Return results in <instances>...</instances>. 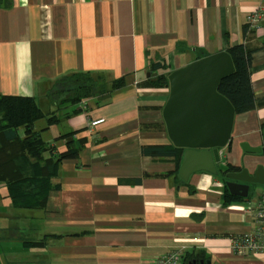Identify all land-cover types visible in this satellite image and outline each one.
<instances>
[{"label":"crops","instance_id":"obj_1","mask_svg":"<svg viewBox=\"0 0 264 264\" xmlns=\"http://www.w3.org/2000/svg\"><path fill=\"white\" fill-rule=\"evenodd\" d=\"M261 1L0 0V96L34 98L59 118L55 126L46 119L34 125L52 156L67 144L80 147L76 158L60 162L52 179L58 189L43 210L12 209L0 184V264H153L171 250L191 253L197 264H264V255L231 249L233 238L253 229L249 206L264 187L246 198L230 195L238 200L225 204L219 174L166 177L174 161L141 152L171 144L162 118L169 87L143 84L242 45L254 50L249 72L257 102L235 115L216 167L252 173L264 166V150L242 148L264 146V22L245 29ZM153 62L165 68L155 72ZM72 73L124 78L125 85L103 101H82L83 108L53 107L47 93ZM96 120L103 122L89 126Z\"/></svg>","mask_w":264,"mask_h":264},{"label":"trees","instance_id":"obj_2","mask_svg":"<svg viewBox=\"0 0 264 264\" xmlns=\"http://www.w3.org/2000/svg\"><path fill=\"white\" fill-rule=\"evenodd\" d=\"M227 52L232 60L234 72L219 83L217 92L229 101L235 115L246 113L253 110L257 102L249 72L254 50L237 45L229 47ZM164 68L161 62L150 64V69L155 72ZM124 85V78L108 82L99 75L72 73L59 78L46 96L55 108L63 105L75 107L86 99L104 97ZM143 86L168 88V78L164 74H159L147 80ZM78 110L74 109L67 117L76 114ZM39 119H46L49 127L60 122L54 113H46L34 98L0 96V184L6 191L5 198L9 200L12 209L43 210L49 193L58 189L52 184V179L57 176L60 162L76 158L80 150V147L67 144L63 153L52 156L53 148L47 146L34 131L35 122ZM141 152L153 159L174 161L175 171L165 176L176 177L183 149L176 148L172 144L152 145L142 147ZM217 170L220 179L225 183V175L237 173L241 171V168L226 163ZM223 198L225 204L238 200L230 196L226 186ZM23 244L37 246L27 241ZM189 262L197 264V261L191 257V253L182 255L180 264Z\"/></svg>","mask_w":264,"mask_h":264},{"label":"water","instance_id":"obj_3","mask_svg":"<svg viewBox=\"0 0 264 264\" xmlns=\"http://www.w3.org/2000/svg\"><path fill=\"white\" fill-rule=\"evenodd\" d=\"M233 72L228 52L222 51L195 60L167 77L169 96L162 109V118L170 143L183 149L178 177L184 182L196 172L219 174L216 165L220 150L230 141L235 113L229 101L217 92V87ZM107 98L108 95L98 101ZM262 134L264 145V128ZM242 148L250 154H260L264 150V146L252 148L247 144ZM225 179L230 195L246 198L253 186L264 187V166H257L252 173L241 169L225 175Z\"/></svg>","mask_w":264,"mask_h":264},{"label":"built area","instance_id":"obj_4","mask_svg":"<svg viewBox=\"0 0 264 264\" xmlns=\"http://www.w3.org/2000/svg\"><path fill=\"white\" fill-rule=\"evenodd\" d=\"M264 22V0L246 17L245 26L248 30L255 29ZM85 103H80L83 108ZM103 120L89 121V126L93 127L101 124ZM248 212L253 216V229L251 232L231 240L233 253L240 256L253 254L264 255V195L260 196L251 206ZM182 254L178 251H169L165 255L156 259L153 264H180Z\"/></svg>","mask_w":264,"mask_h":264},{"label":"rangeland","instance_id":"obj_5","mask_svg":"<svg viewBox=\"0 0 264 264\" xmlns=\"http://www.w3.org/2000/svg\"><path fill=\"white\" fill-rule=\"evenodd\" d=\"M2 191V188L0 189V192ZM3 191H4V193H6V191H5V189H3ZM8 222V221H7ZM10 223H11V221H10ZM9 223V224H10ZM7 223H4L3 225H6Z\"/></svg>","mask_w":264,"mask_h":264},{"label":"flooded vegetation","instance_id":"obj_6","mask_svg":"<svg viewBox=\"0 0 264 264\" xmlns=\"http://www.w3.org/2000/svg\"><path fill=\"white\" fill-rule=\"evenodd\" d=\"M255 186H253V189H254ZM250 191V190H249Z\"/></svg>","mask_w":264,"mask_h":264}]
</instances>
